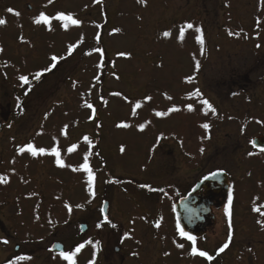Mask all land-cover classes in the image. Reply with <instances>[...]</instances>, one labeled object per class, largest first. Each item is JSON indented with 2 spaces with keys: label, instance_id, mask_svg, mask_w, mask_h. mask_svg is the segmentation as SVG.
<instances>
[{
  "label": "rangeland",
  "instance_id": "374dc122",
  "mask_svg": "<svg viewBox=\"0 0 264 264\" xmlns=\"http://www.w3.org/2000/svg\"><path fill=\"white\" fill-rule=\"evenodd\" d=\"M41 13L48 24L34 23ZM0 19L6 264H69L53 241L83 245L75 264H264V151L250 144L264 133V0H0ZM28 144L37 155L20 151ZM216 169L230 189L195 240L209 260L191 255L171 205ZM252 245L262 250L243 257Z\"/></svg>",
  "mask_w": 264,
  "mask_h": 264
},
{
  "label": "water",
  "instance_id": "95a60500",
  "mask_svg": "<svg viewBox=\"0 0 264 264\" xmlns=\"http://www.w3.org/2000/svg\"><path fill=\"white\" fill-rule=\"evenodd\" d=\"M101 101L100 98L99 102ZM99 129L100 123L98 122L96 125L97 133ZM251 143L257 149H264V133L254 137ZM228 185V176L221 170L213 171L196 181L188 193L180 197L173 206L176 226L179 225L180 229H183L184 232L194 238L202 237L206 233L207 220H214L211 198L203 197V195L216 196L220 193L224 194L228 191ZM201 190H203V194H199ZM108 206L109 203L106 200L101 202L99 211L103 222H109ZM87 228L85 223L78 226L80 233L86 232ZM17 249L16 246L14 250ZM49 251L52 254L60 255L61 252H65L64 245L59 241H53Z\"/></svg>",
  "mask_w": 264,
  "mask_h": 264
},
{
  "label": "snow or ice",
  "instance_id": "6c2138e0",
  "mask_svg": "<svg viewBox=\"0 0 264 264\" xmlns=\"http://www.w3.org/2000/svg\"><path fill=\"white\" fill-rule=\"evenodd\" d=\"M49 2L51 3V0H49ZM139 2L143 3L144 0H139ZM8 11H9V12H13V9L9 8ZM14 14L17 15V16L20 15L18 12H15ZM55 19L60 20V21H66V22H69V23H71V24H79V21L76 20V19H73L71 15L65 16V15L62 14V13H61V14H58V15L55 17ZM34 23H36V24H48V23H49V17L46 16V15H44L43 13H41V14L35 19ZM3 24H5V21H4L3 19H0V25H3ZM64 27H67V23L64 24ZM185 27L188 28V29H192V28H193V25H192L191 23H189V24H187ZM116 31H119V30L117 29ZM195 31H196L197 33H200L201 29H200V28H196ZM180 34H181V37H183V34H184V28H181V29H180ZM164 35H165V36H168L169 33H168V32H165ZM197 40H198L200 43H203V39H202V37L197 36ZM257 47H259V45H257ZM69 51L71 52V48L69 49ZM120 55L123 56V55H126V54H125V53H120ZM52 59H53V60H56L57 58H56L55 56H53ZM38 76H39V73L37 74V77H38ZM20 79H21L25 84L28 82V81H27V77L21 76ZM117 95H119V94L117 93ZM195 95L199 96V95H200L199 91H197V92L195 93ZM202 103L208 108L209 111H212L213 113L215 112V110L212 108L211 104H209V102H208L207 100L202 101ZM86 107L91 108L92 105H91V104H88V105H86ZM139 107H140L139 104H137V105L135 106V108H139ZM135 108L133 109L134 112H135ZM188 110H189V111H192V110H193L191 105L188 106ZM170 111H178V109H176V108H172V109H170ZM157 115H164V113H157ZM117 126H118V127H128L127 124H120V125H117ZM140 127H141V130H142V129H143V125H141ZM202 127H204L205 129H207L209 126H208L207 124H204V125H202ZM84 139L87 141L88 138L85 137ZM75 148H76V145H72V146L68 149V151H69V152H72V151L75 150ZM25 150L28 151V152H30L33 156H35V155L38 154L37 149L34 148L32 144H28V145H27V149H24V148L20 149L21 152H23V151H25ZM121 151L123 152L124 149L121 148ZM261 151H264V149H261ZM39 154H41V155H42V154H45V149L40 148V149H39ZM50 154L53 155V156H55V157H57L56 163H57L59 166H61V167L64 166L63 163H62V161L59 159L60 153L58 152V150H57L56 148H52ZM80 167H81L85 172L88 173V187H89V190H91V189H92V186H93V180H94V177H93V175H92L91 170L89 169V165H88V157H87V155H85V157H84V163H83ZM74 170H79V169H74ZM206 179H207V177H206ZM6 182H7V181H6V178H5V177H0V183H6ZM231 200H232V197H231V193H230V194H229V205L231 204ZM229 205H226V206H225V214L228 215V216L230 217ZM66 207H67V205H66ZM256 210H257V209H254V211H256ZM99 226H100V225H97V227H99ZM113 227H115V225H113ZM156 227H159V224H158V223L156 224ZM229 228L231 229V223H230V222H229ZM177 229H178V231H179V233H180V235H181L182 237H185V238L188 239L189 241H192V243H193V247H192V249H191V255H194V256H195V255H199V256H201V257H205V258H207V259H209V260L212 259V257L208 256L207 252H204V251H198V250H197V248L195 247V238H194V237H192V236L189 235L188 233L184 232L183 229H180V228H179V225H177ZM229 236H231V232L229 233ZM5 242H6V241H5ZM177 246H178V247H183V245H177ZM82 247H83V245H80V246L76 249L75 252H71V253H69V252H61L60 255H61V257H62L63 259L69 261V264H75V260L73 259V257L76 255L77 252L80 251V248H82ZM227 247H228V244L225 243L224 246H223L222 248H220L219 251H220V252H223ZM165 255H167V253H165Z\"/></svg>",
  "mask_w": 264,
  "mask_h": 264
},
{
  "label": "flooded vegetation",
  "instance_id": "af4514ba",
  "mask_svg": "<svg viewBox=\"0 0 264 264\" xmlns=\"http://www.w3.org/2000/svg\"><path fill=\"white\" fill-rule=\"evenodd\" d=\"M231 78V77H230ZM234 83V82H233ZM235 84L239 87V85H240V82H235ZM231 86V83H229V87ZM5 117H3L2 116V119H1V121L3 122V123H5ZM204 175V174H203ZM202 175V176H203ZM202 176H200L198 179H200ZM197 179V180H198ZM196 181V180H195ZM199 194H203V190H201L200 192H199ZM205 197H211V195L210 194H207V195H205ZM218 198H222V196H221V194H219V195H217V196H213V197H211V199H212V202H213V207L216 205V199H218ZM6 217L7 216H5L4 215V212H1V210H0V264H6L7 263V255L5 256V255H3L2 257H1V253H3L4 252V248H3V246L4 245H6V233H7V227H6ZM210 223V221H208L207 222V225ZM206 228H207V226H206ZM252 247L253 248H250V246L248 247L249 248V251H246V253L243 255V257L247 254V255H249V253L251 254H254V255H257L258 254V251L259 250H262V245H255V247H254V245H252ZM207 251V250H206ZM207 253L209 254V252L207 251ZM253 260V259H252Z\"/></svg>",
  "mask_w": 264,
  "mask_h": 264
}]
</instances>
